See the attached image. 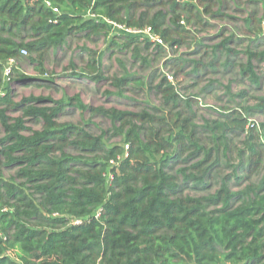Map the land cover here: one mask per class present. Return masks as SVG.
<instances>
[{
    "label": "trees",
    "instance_id": "1",
    "mask_svg": "<svg viewBox=\"0 0 264 264\" xmlns=\"http://www.w3.org/2000/svg\"><path fill=\"white\" fill-rule=\"evenodd\" d=\"M50 1L59 12L42 0H0V88L5 63L25 57L22 49L43 75L46 56L70 36L98 39L111 33L105 18L128 27H151L163 41L156 42L159 48L187 44L195 37L189 24L205 29L211 23L204 15H223L214 11L218 0ZM251 21L261 31L263 20ZM118 31L137 54L139 43H152L147 36ZM234 41L226 37L213 49L238 55V48L227 46ZM89 52L94 56L88 64L90 78L100 81L102 61ZM246 53L242 74L260 87L254 60L264 62V51ZM196 64L195 73L202 66H216L217 59ZM135 82L145 88L143 80ZM155 88L172 109L183 99L187 105L192 102L167 78ZM46 100L54 105L41 106ZM79 101L73 104L91 108ZM66 104L72 103L37 96L14 102L11 89L0 94V120L7 131L0 140V264H264V177L238 191L229 186L230 177L215 190L210 184L228 155L229 135L246 136L235 171L242 165L252 174L263 169L264 122L248 127L251 108H229L207 123L203 129L215 134L217 142L213 153L199 144L200 126L191 110L158 114L97 109L120 124L125 148L110 147L100 136L59 122ZM10 108L22 109L42 129L27 126L24 118L9 122ZM3 166H18L17 177L39 195V202L6 180Z\"/></svg>",
    "mask_w": 264,
    "mask_h": 264
},
{
    "label": "rangeland",
    "instance_id": "2",
    "mask_svg": "<svg viewBox=\"0 0 264 264\" xmlns=\"http://www.w3.org/2000/svg\"><path fill=\"white\" fill-rule=\"evenodd\" d=\"M215 2L214 11L221 10L222 17L204 15L205 20L211 23L205 29L189 24L195 30V37L181 47L166 44L158 48L157 43L150 39L151 44L147 45L145 41L138 44V56L134 50L135 45L125 46L126 39L117 29H112L111 33L98 39L70 36L63 47L51 50L46 56L43 75L37 65L27 59L30 53H23L25 57L9 65L13 68L10 78L6 76L5 70L2 72L4 83L0 94L11 89L14 102L30 96L71 102L65 105V111L59 115L58 121L70 122L94 136H100L110 147L127 145L126 137L120 130V124H115L111 118L97 112L99 108L158 114L169 113L171 110L173 114L177 111L190 113L188 110H191L196 116L193 122L200 126L197 129L199 144L216 153L215 134L203 128L208 122L220 119L221 114L227 113L229 108H251L248 113L250 120L256 126L264 122V109H260L263 104L261 98L264 97V62L254 60L261 81L260 87L252 85L248 77L242 74L248 61L247 49L264 51V0ZM254 17L263 20L258 26L261 31L255 28L256 22L251 21ZM229 36H233L235 41L227 46L238 48L240 54L214 51V46ZM89 49L95 51L102 61L104 77L100 81L90 78L88 64L94 56ZM214 59H217L216 66H202L197 73L193 72L200 67H197L198 61L210 64ZM7 65L8 62L5 67ZM74 72H84L87 77H78ZM123 78L127 80L121 84L119 80ZM165 78L176 85L183 98H191L190 105L183 99L173 109V106H167L163 94L155 88ZM135 79L143 80L145 88L139 89ZM78 99L91 105V108L74 105ZM40 105L49 106L54 103L46 100ZM6 114L10 117L9 122L24 118L27 126L35 130L42 129V124L25 117L22 109L10 108ZM6 134V128L0 120V140ZM261 139L264 141L263 134ZM227 142L228 155L222 157L223 163L215 171L217 178L210 183L213 184L212 190L217 189L222 179L227 177L231 178L229 186L235 191L242 190L249 182H259L264 177V166L258 174H252L245 165L235 171V167L242 161L240 154L246 148V136L229 135ZM222 149L223 146H220L221 152ZM113 165L115 163L112 162ZM18 169V166L4 167L5 179L22 187L39 202V195H34L29 186L17 177ZM107 178L110 182L112 174L108 173ZM186 192L194 194L190 189Z\"/></svg>",
    "mask_w": 264,
    "mask_h": 264
},
{
    "label": "built area",
    "instance_id": "3",
    "mask_svg": "<svg viewBox=\"0 0 264 264\" xmlns=\"http://www.w3.org/2000/svg\"><path fill=\"white\" fill-rule=\"evenodd\" d=\"M45 5L49 8H51L54 12H59V9L57 7H55L52 2L50 0H42ZM90 16H94L93 14H91V12L88 13ZM105 20L112 26L113 29H117V30H120V31H125V32H128V33H133V34H136V35H142V36H147L149 37L151 40H154L155 42H160L162 43V39L153 32L152 28L151 27H145V28H137V27H128L124 24H119L115 21H112L110 20L109 18H105ZM22 53H27V50L26 49H22ZM16 59L15 58H10L7 62H8V65L7 67L5 68V73H6V76H8V78L11 77V74H12V70L13 68L9 65L12 64V62H14ZM256 125V123H254L252 120L249 121V128L250 127H254ZM113 162V161H112ZM114 163V162H113ZM2 234L0 233V236ZM10 252H6V254H9ZM1 256V255H0Z\"/></svg>",
    "mask_w": 264,
    "mask_h": 264
}]
</instances>
